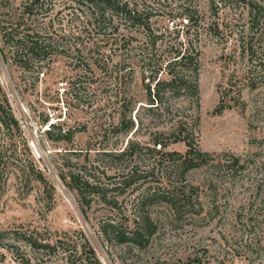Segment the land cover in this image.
Masks as SVG:
<instances>
[{
	"label": "rangeland",
	"instance_id": "374dc122",
	"mask_svg": "<svg viewBox=\"0 0 264 264\" xmlns=\"http://www.w3.org/2000/svg\"><path fill=\"white\" fill-rule=\"evenodd\" d=\"M120 1L152 14V32L162 34L155 48L143 24L131 25L120 15L110 19V11L98 24L99 12L85 0H0V85L43 170L23 185L14 174L8 178L0 194V229H37L46 238L79 241L83 233L103 264H264V47L252 58L243 53V17L226 7L213 16L210 0ZM191 4L202 16L195 27L179 15L183 8L195 10ZM20 17L31 32L59 29L66 37L54 34L56 45L26 65L3 38V27H14ZM216 21L225 28L222 37L208 29ZM188 29L200 47L199 105L191 90L177 94L166 86L163 103L151 105L152 76L169 78L171 42ZM123 112L132 115L133 132L116 129ZM179 122L187 124L183 134L191 132L210 153L184 179L165 175L159 153L144 149L120 159L106 153L122 151L129 141L153 147V138L162 135L168 150L184 155L186 142H173ZM80 167L99 186L85 207L69 185V172ZM131 168L136 181L114 187ZM172 186L193 187L192 199L178 213L165 201L147 199L141 212L151 215L156 229L144 247L115 237L109 222L126 229L140 209L138 199ZM113 196L117 203L109 201ZM20 244L37 264L39 251ZM6 255V264H19L15 254ZM52 258L68 264L61 253Z\"/></svg>",
	"mask_w": 264,
	"mask_h": 264
},
{
	"label": "trees",
	"instance_id": "16d2710c",
	"mask_svg": "<svg viewBox=\"0 0 264 264\" xmlns=\"http://www.w3.org/2000/svg\"><path fill=\"white\" fill-rule=\"evenodd\" d=\"M38 0H32L35 3ZM89 5L93 6L99 13L96 18L98 24L106 20L105 14L110 11L111 17L120 15L131 25L143 24V27L148 29V39L150 41V47H156L162 34H154L152 32V19L151 13L147 14L139 12L129 6V3L122 2L120 0H85ZM193 3L192 0H188ZM32 5V4H31ZM30 5V6H31ZM195 10H190L189 7L183 8L179 12L182 20L190 23L191 26L198 25L202 16L200 15L199 8L194 4ZM211 14L215 17L220 16L222 7H226L230 10L237 11L244 22L241 24L239 30V43L242 45L243 53H247L251 56L256 54L260 49L264 47V1L263 0H210ZM29 10V7L25 8ZM30 12V11H29ZM201 18V19H200ZM24 25V26H23ZM51 25H53L51 23ZM74 26V25H73ZM29 26L26 25L24 18L20 17L15 26L6 25L3 27V38L6 45H9L13 49V55L15 58L21 57L26 65L34 63L37 56L42 53L47 54L53 46L56 45L55 40H59V37H66L67 33L59 31V29L49 30L45 34L39 31H30ZM195 27V26H194ZM210 31L221 35L224 32V27H220L219 22H213L210 24ZM116 30V27H115ZM189 29L187 30L186 37L180 35V31L176 32V36L173 38L180 39L179 41L171 42V50L174 54L166 62L165 68H169V78H159L157 75L152 76L155 83L156 92L152 94L150 86L148 87L151 95L150 104L163 103L160 93L162 86L179 94L182 91H192L197 96L196 103L199 105V72H200V47L194 44L195 40L189 35ZM68 36H75L74 32H70ZM54 34H59L58 39ZM197 35V34H196ZM46 36V37H44ZM197 37V36H196ZM147 48H144V53H148ZM44 55L42 57H44ZM40 58V57H39ZM39 58L37 60H39ZM264 68V63L261 64ZM188 71L189 74H181L180 72ZM260 81L264 83V73L262 74ZM160 104H157L158 107ZM150 108H154L151 106ZM126 112H123L120 123L116 129L123 132H133L135 128V121L132 115L127 118ZM186 122H179L178 128L173 133V142L184 141L188 145V149L184 155L176 151L168 150L170 142L163 137L156 136L153 138V147L147 146L143 148L139 142L129 141L126 147L119 152L109 154L112 158H123L129 155L140 154L144 149L150 153H159V162L167 163L165 168V175L171 178L173 174L178 178L184 179L186 172L190 169L200 167L207 163V158L210 156L209 152L202 151L198 145L194 143L195 139L191 132L183 134L186 130ZM51 133V129L48 130ZM22 145V146H21ZM239 158H237L238 160ZM84 169L81 167L73 172H69L71 182L69 185L72 189L76 190L81 197V205H89L90 200L88 196L92 192L99 189L97 181L93 176H88ZM82 173V174H81ZM14 174L17 179L23 183L43 176L42 168L36 163L32 156V153L25 142L23 137V131L21 124L16 117L12 105L6 96L2 86L0 85V194L6 188V182L8 178ZM86 174V175H83ZM116 186L121 189H126L131 186L137 178L136 168H131L127 173L120 176ZM172 180V179H171ZM174 182V181H173ZM172 183V181H170ZM20 185V186H21ZM193 190V187L189 186ZM186 187L172 186L170 188L163 187V190H154L153 192H147L141 199H138V211L135 214L133 225H128L126 229L118 227V222H109L112 227V233L115 237L125 245L144 247L149 242L150 237L154 234L156 226L151 215L148 212L142 213L141 208L147 201V199L156 197L161 201L167 202L171 208L176 212H181L182 207L188 205V194L191 193ZM107 191L108 188H104ZM193 195V191H192ZM107 197V196H106ZM110 198L109 201L117 203L116 196ZM107 225H103V232L109 235L107 232ZM84 237L82 240H77L72 237H57L54 239L46 238L39 230H2L0 229V263L6 264L7 252L15 254L19 264H32V256L27 254V250L22 247L21 242H24L34 250H38L41 256L35 257L37 264H56L53 261V256L56 254H63L68 264H103L99 259L96 250L88 240V238L82 233ZM41 251V252H40Z\"/></svg>",
	"mask_w": 264,
	"mask_h": 264
}]
</instances>
